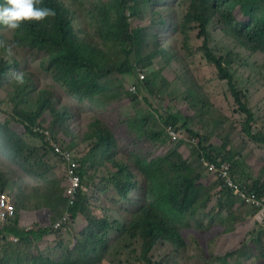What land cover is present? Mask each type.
<instances>
[{"label": "rangeland", "instance_id": "rangeland-1", "mask_svg": "<svg viewBox=\"0 0 264 264\" xmlns=\"http://www.w3.org/2000/svg\"><path fill=\"white\" fill-rule=\"evenodd\" d=\"M63 1L75 14L78 35L97 40L98 14L112 0ZM188 5L185 0H151L139 6L137 17L127 14L133 27L148 29V41L141 54L130 59L131 72L118 71L104 80V89L97 102L69 94L58 82L57 72L47 63L46 52L18 43L13 38L14 29L0 25V124L9 135L6 138L3 132L0 134V151L3 150L0 152V197L5 195L16 205L17 215L12 225L15 223L17 229L56 227L66 213L64 168L45 140L27 131L29 122H21L22 113L33 118L42 110L36 125H42L48 133L49 128L58 139L71 145L82 161L83 193L88 199L90 215L107 217L111 222H119L120 226L129 221L130 213L138 210L144 201L147 180L136 165L141 156L149 160L177 149L191 163L201 161L198 172L207 176L205 164L198 160L197 153H192L191 147L187 148L183 143L179 147L181 142L169 144L171 141L167 136L165 142H153L141 135L147 127L158 132L163 130L164 124L178 120L181 127L208 134L210 141L205 146L210 149L228 154L220 146L222 142H232L226 150H233V156L224 160L233 165L235 173L243 174L244 169H251V175L257 176L264 167L257 161L260 153L264 155V143L244 133L249 115L239 111L227 82L204 57L201 47L205 39L199 37L198 25L180 26L184 24ZM239 16L242 17L240 12ZM208 29L212 33L209 44L212 51L221 57L230 54L231 68L240 81L244 102L254 110L253 130L264 131L263 44L248 43L234 32L224 31L223 23L216 20ZM120 55L115 52V62L123 61ZM150 55L153 58L148 63ZM139 67H146L143 82L139 81L136 69ZM136 82L140 84L138 94L130 90ZM24 83L27 84L25 93L22 90ZM43 91L49 93L48 97L43 96ZM134 95L137 99L131 101ZM46 98L50 99V110L43 104ZM96 121L103 123L117 138L118 147L112 151L113 155L110 154V161L94 145L98 136V133L93 134ZM219 123L223 127L215 132ZM138 131L141 138L136 134ZM4 140L11 143L3 146ZM242 156L249 158L255 166L250 168ZM114 164H124L133 173L129 197L125 200L118 197L113 178L115 175L127 177L118 174ZM3 183L6 188L2 192ZM209 185L213 186L212 199L204 211L220 218L213 223L207 219L202 223L192 219L190 223L184 221L185 226L178 228L172 224L170 228L180 239L156 243L150 260L139 258L144 252L141 241L134 245L120 243L115 233L107 236L110 245L107 255L95 243L88 244V251H85L86 245L80 239L89 227L86 219L79 215L67 223L65 231L52 232L40 241L23 243L18 236H8L14 247L7 250L8 259L4 264H42V259L56 264H225L227 260L230 264H264V260L259 261L256 257L245 258L251 236L258 232L259 225H263L253 218L257 215L264 218V212L243 204L242 200L241 203L236 196V201L229 199L228 188L212 178ZM222 192L228 202L219 196ZM229 217L236 221L224 225ZM114 225V231L119 233L117 224ZM16 237L18 241L13 240ZM61 239L65 240V246ZM244 242L246 246H242ZM76 246L78 251L71 255L67 250ZM0 252L5 254V246H0ZM233 252L235 256L231 255Z\"/></svg>", "mask_w": 264, "mask_h": 264}, {"label": "trees", "instance_id": "trees-1", "mask_svg": "<svg viewBox=\"0 0 264 264\" xmlns=\"http://www.w3.org/2000/svg\"><path fill=\"white\" fill-rule=\"evenodd\" d=\"M150 1L151 0H112L108 2V6L102 8L103 12L98 14V18H100L99 26L96 29L98 39L88 40L86 37H80L78 35L75 28V14L65 1L41 0L38 6L54 9L55 15L46 17L40 21L24 22L20 28L14 29L13 38L22 45H27L30 48L46 52L47 63L57 72L59 75V78H57L58 82L69 94L73 96L76 95L79 98L88 97L97 102L104 89V80L118 71L123 73L131 72L132 65L130 59L133 56L137 58L146 46L149 38L148 29L144 27H133L132 23L128 21L127 14L129 13V15L137 17L140 13L139 6L145 5ZM185 1L188 2L189 5L188 11L184 16V24L181 23V27H183V25H198L200 29L199 37L203 36L205 39L204 45L201 47L204 57L216 67L219 77L227 82L234 101H236L240 107L239 111L249 115V121H246V134L258 138V135H253L252 133L256 122L254 110L244 102L240 81H237L235 73L231 68L233 61L230 59V54L221 57L212 51L209 45L212 33L208 29V26L216 20L219 23H223L224 31H230V33L234 32L236 36L247 40L248 43L255 45L262 43V46H264V0ZM239 12L242 14L241 18ZM115 52L121 54L120 58L123 57V61L115 62ZM152 58V55L148 57V63L152 61ZM107 59L110 60L106 61ZM139 81L143 82V80ZM136 84L137 89L140 90L139 82H136ZM22 90L24 93L27 92L26 83L22 85ZM43 93L45 94L43 96L48 97V92L43 91ZM136 99L137 95H134L131 101ZM43 104H45L46 109H52L49 98H46ZM41 112L42 110L33 118H28L24 113L20 114L22 123L29 122L26 127L27 131L31 135L37 137L40 136L34 134L33 127L36 125L35 121L38 116L41 115ZM18 113H20V111ZM173 121V124H178V120L174 119ZM94 125L96 129L93 134L98 133L94 145L98 146L99 150L103 151V156L107 161H110V154L118 147L117 138L103 123L96 121ZM4 127V125L2 126L0 124V134L3 132L5 137L8 138L9 135L3 129ZM219 127L223 126L220 123L217 124L214 131L216 132V129ZM182 128L187 132L190 130L187 126H182ZM144 130L145 131L142 132L141 135H145L146 138L154 140L153 142H160L159 140L166 141L167 135L164 130L156 132L150 127ZM190 133L198 138V147H193L191 150L192 153L193 151L197 153L198 160L205 158L208 161L216 162V160H221L219 157L221 156L223 161H227L224 159L233 156V150H226L228 149L227 146L232 145V142L226 141L229 144L222 142L220 148L223 147V150L228 152V154L224 152L221 153V151L213 148L210 149L205 146L206 142L210 141L208 134H204L203 132H195L196 134L193 132ZM136 134L141 138L139 131L136 132ZM41 137L44 139L42 135ZM52 139L57 142L61 148V153L72 148L71 145L58 139L57 136L53 135ZM262 142H264V140ZM10 143L11 141L4 140L2 145L8 146ZM180 145L181 144L178 146L180 147ZM49 149L52 150L56 159L61 161L62 154L57 153L53 148ZM2 151L3 150L0 152ZM103 156H101V158H103ZM77 161H79L82 166L80 157H77ZM200 162L197 161V164L191 163L188 159H185L177 149L168 151L163 156L154 157L149 160L141 156L136 165L147 180L146 183L148 186L145 187L144 201L141 206L138 207V210L136 209L130 213L129 221L122 226H120L119 222H111L107 217L98 218L95 215H90L88 210V199L82 190L75 194L74 203L72 205H70L68 197L65 200V211L66 213L68 212L71 217L67 222L63 223L59 229L54 227V225L53 227H41L29 231L17 229L15 223L12 225V221L17 215L15 213L14 217L10 218L5 224L0 225V246H5V254L0 252V262L4 264V262L7 261V250H11L12 247H14L8 236H18L23 243L34 242L36 240L40 241L43 236H49L52 232L61 233L65 231L67 223L74 220L79 215H82L86 219L89 227L84 238L80 239V241L86 245L85 251H88V244L95 243L101 247L102 253L107 255L110 248L107 242V236L110 233H115L120 243L134 245L137 241H141L144 252L141 253L139 258L143 261L144 259L150 260L149 255L156 243L167 241L175 242L177 239H180V236L174 232V229L170 228L172 224L176 225L178 228L179 226H185L184 221L190 223L192 219H198L199 223L204 222L205 219H209L210 223H213L220 218L218 215L214 216L213 213L204 211L212 199L211 187L213 186L209 185L210 178L213 177L214 181L217 182H219V180L209 171L206 177L205 175L203 176V172H198V167H202V163L200 164ZM60 163L65 166L64 183L66 187L68 170L64 161ZM114 165L118 168V174L127 177V179H123L119 175H115L113 178L116 184L118 197L121 200H125L129 197L131 190L130 180L133 177V173L132 170L124 164ZM81 177H83V175H81ZM251 184L249 191L257 192L260 196L264 197V182L256 181ZM65 187L64 192L66 194ZM5 188V183H3L1 186L2 192L5 191ZM228 192L231 193L229 194V199L232 198L236 201L234 197L236 195L233 194L230 189H228ZM224 193L225 192L219 193V196H221L225 202H228L229 199L226 200V194ZM240 202L243 203L241 200ZM235 221L236 219L229 217L228 222H225L224 225L231 224ZM114 224H117L116 230L119 233L114 231ZM60 235L63 236L62 234ZM259 241L260 237L257 238V242ZM60 242H62V246H65L64 239H61ZM73 248L74 249L69 250L66 248V250L72 255L78 251L77 246ZM79 256L82 255L79 254ZM39 261H41V259H39ZM41 262L42 264H56L53 261L50 263L45 259H42ZM226 263L229 262L226 261Z\"/></svg>", "mask_w": 264, "mask_h": 264}, {"label": "built area", "instance_id": "built-area-1", "mask_svg": "<svg viewBox=\"0 0 264 264\" xmlns=\"http://www.w3.org/2000/svg\"><path fill=\"white\" fill-rule=\"evenodd\" d=\"M144 75L141 74L140 78H143ZM135 92V84L130 88ZM34 132L45 134L48 138L51 137V133L46 132L41 126L33 127ZM57 153L62 154L61 161L66 163L68 170V175L66 176V196L69 199V203H74L75 194L80 191L81 178L79 175L80 164L77 161L75 155L70 150L64 151L61 153V148L57 142L52 141L50 144ZM208 171L213 173L219 181L224 183V186L231 189L233 193L242 200L244 203L253 207L257 211L264 212V197L260 196L257 192L249 191L250 183H243L240 178V175L234 173L232 169V164L229 161L219 160L216 163L206 164ZM16 213V208L14 203H12L7 196L0 197V225L5 224L10 218L14 217ZM71 215L67 212L63 218L56 224V228L59 229L63 223L67 222ZM18 241L17 238L14 239Z\"/></svg>", "mask_w": 264, "mask_h": 264}, {"label": "crops", "instance_id": "crops-1", "mask_svg": "<svg viewBox=\"0 0 264 264\" xmlns=\"http://www.w3.org/2000/svg\"><path fill=\"white\" fill-rule=\"evenodd\" d=\"M180 26H181V24H180ZM134 91L137 94L139 93V90L137 89V84H135V90ZM257 126H260V124H257ZM163 130L166 132V135L168 136L167 140L171 141V142L168 141L169 144L181 142L180 146H183V144H185V146H187V148L188 147H191V148H193V147L197 148L198 147V138H197V136L191 135V133H190V132H193L194 134H196L192 129H190L189 132H187V131L183 130V128L181 126H179L178 124H173L172 122H168V123L164 124ZM196 131L198 133L199 130L196 129ZM244 133L246 134L245 130H244ZM252 133H253V135H258L257 136L258 138H255V139L261 140V141L264 140V131L263 130L259 131V132H256L255 130H252ZM263 143H259V144H263ZM257 146H258V144H257ZM263 148H264V145H263ZM258 157H259V155H258ZM242 158L245 159V161L248 163L250 168L255 166V164L252 163L249 160V158L247 159V158H245L243 156H242ZM202 161L205 164L206 170L208 172V168H207L206 164L216 163L219 160H216V162H212V161H208L207 159L203 158ZM257 161H259V163H261L264 166V155H262L260 153V158ZM250 171H251V169H244L243 170V174H241V173H236V174L241 176L240 180L243 183H250L251 184V183H254L256 181L264 182V167L261 168V170H259L260 172H258L259 174L257 173V176H252ZM208 176L212 177L210 175H208ZM65 189H66V187H65ZM66 199H67V197H66ZM70 205H72V204H70ZM253 219L257 223H260V224H263V225H259L258 232H256L255 234H253L251 236L252 240L249 241L248 244H247V251H246L247 254L245 255L246 256L245 258L250 259V256H252V257H256V259L260 261V260H264V218H262V216L259 217L257 215ZM27 231H29V230H27ZM258 237H260V241H259L260 243L257 242V238ZM14 239L15 238H13V240ZM242 246H246V243L245 242L242 243ZM234 253L235 252H233L231 255L235 256L236 254H234ZM230 263L231 262L229 261V263H225V264H230Z\"/></svg>", "mask_w": 264, "mask_h": 264}, {"label": "clouds", "instance_id": "clouds-1", "mask_svg": "<svg viewBox=\"0 0 264 264\" xmlns=\"http://www.w3.org/2000/svg\"><path fill=\"white\" fill-rule=\"evenodd\" d=\"M40 3H41V0H0V25H5L9 29H18L26 21H40L46 17L55 15L54 9L49 8V7H45V6H38ZM137 72H138L139 80L144 81V79L146 78V76L144 75V73H145L144 67L143 68L139 67L137 69ZM141 74L144 75L143 78H140ZM18 79L22 80L21 77H18ZM41 127L43 128L42 125H41ZM48 131L51 133L50 138H48L45 134L37 133V132H34V130H33L34 134H38L40 136L42 135L44 137V140H45L46 144L48 145V147L51 148L50 144L53 141L52 136L54 134L50 131L49 128H48ZM69 150L71 152H73V154L75 155V157L77 159L78 155L72 149H69ZM79 164H80V162H79ZM62 166H63V168H65L64 165H62ZM79 175L81 178L80 190L83 191V185H82L83 182H82V177H81V175H83V168H82L81 164L79 167ZM219 182L224 185L223 182H221V181H219ZM66 189H67V186H66ZM232 193H233V191H232ZM65 197H67L66 194H65ZM207 220L209 221V219H207ZM229 261L230 260H227V262H229Z\"/></svg>", "mask_w": 264, "mask_h": 264}]
</instances>
